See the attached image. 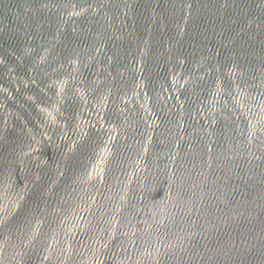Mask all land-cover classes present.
Masks as SVG:
<instances>
[{"label":"water","instance_id":"water-1","mask_svg":"<svg viewBox=\"0 0 264 264\" xmlns=\"http://www.w3.org/2000/svg\"><path fill=\"white\" fill-rule=\"evenodd\" d=\"M0 264H264V0H0Z\"/></svg>","mask_w":264,"mask_h":264}]
</instances>
